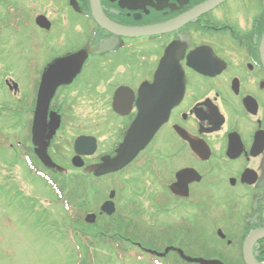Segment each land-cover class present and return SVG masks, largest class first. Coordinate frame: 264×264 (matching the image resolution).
Instances as JSON below:
<instances>
[{
  "label": "flooded vegetation",
  "instance_id": "1",
  "mask_svg": "<svg viewBox=\"0 0 264 264\" xmlns=\"http://www.w3.org/2000/svg\"><path fill=\"white\" fill-rule=\"evenodd\" d=\"M65 1L67 12L79 19L73 29H84L79 41L62 53L50 48V37L42 36L41 46L33 44L47 57L39 61L24 55V66L38 74L30 91L13 77L4 78L12 97L8 110L23 119L21 128L11 132L23 152L19 156L43 165L48 154L72 166L76 140L92 137L95 154H88L91 140L79 151L87 154L84 167L99 166L105 156H116L137 118L143 119L145 132L163 95L177 96L180 84L183 98L151 142L123 171L101 179L116 177L119 183L123 176L124 194H133L131 189L153 194L151 202L160 213L190 204L201 224L185 228L180 238L172 224L159 227V242L195 246L194 253L205 247L212 251L199 255L205 259L245 264L250 241L251 256L264 264V0H225L192 19L188 17L209 0H100L115 27L182 22L167 33L140 37L101 29L92 17L91 0ZM32 20L37 32H53L51 17L39 13ZM118 61L126 72L114 82L108 67ZM105 71H111L108 78ZM95 73L111 89V132L103 133L104 142L97 134H75L81 129L75 118L78 97L72 98L71 90L91 85ZM179 73L184 77L178 78ZM49 78L54 90L45 82ZM65 130L70 136L62 135ZM127 197L129 207L133 199Z\"/></svg>",
  "mask_w": 264,
  "mask_h": 264
},
{
  "label": "rangeland",
  "instance_id": "2",
  "mask_svg": "<svg viewBox=\"0 0 264 264\" xmlns=\"http://www.w3.org/2000/svg\"><path fill=\"white\" fill-rule=\"evenodd\" d=\"M65 2V0H0V130L6 136L18 131L23 125V119L18 120L8 110L12 97L4 84V78L13 77L24 85L26 91H30V81L34 83L38 79V74L24 66L26 59L24 55L39 61H43L44 56L47 57L41 49L35 47L34 50L33 44L40 42L37 46H41V37L44 36L43 39L50 37V48L62 53L79 41L80 32L84 30L80 31L79 27L73 29L78 25H73L74 20L78 22L79 19L73 17L70 10L67 12ZM39 13L55 20L54 30L49 36L37 32L32 18L33 14ZM65 17H68V25L64 24ZM82 25L85 26V23L82 22ZM119 63V61L111 62L108 67L113 71L116 68L115 72L112 71L114 82L115 78L126 72L125 66ZM110 73L111 71H105L107 78ZM99 79L100 77L95 73L92 84L75 86L71 90V97L73 98L74 95L78 97L75 118L81 131L75 134H97L104 142L103 133L111 132L107 127L112 121L108 111L111 89ZM62 135L70 136L68 130ZM2 143L3 146L0 145V264H91L86 260L87 257L84 258L86 252L81 243L84 241L81 235L90 231L95 234L97 228L85 230L84 227H74L70 223L69 211L64 210L57 202L47 183L28 173L24 164L17 159L16 152L12 153L8 149L9 143L6 139L3 138ZM56 160H50L49 164L53 165L58 175L69 177L79 174V171L70 164ZM82 173L88 172L85 170ZM120 179H124L123 176ZM105 189L106 193L102 191L100 194L89 196L87 201L90 204L89 209L97 207L108 198L110 188L106 186ZM131 191L133 194L130 195L122 192L119 198L126 195L132 197V204L135 206L130 211L139 210L144 217H135L138 218L140 225L145 224L152 229L167 228L181 221L185 223L187 217L191 220L194 218L193 208L188 203L178 204L174 211L160 213L151 202L153 194H137L134 193V189ZM129 197L127 199L130 200ZM122 199L124 198L121 197ZM124 203L120 206L121 210L127 208ZM82 205L87 206L85 201ZM70 213L73 214V211ZM148 234L150 236L151 233L143 231L141 237L145 239ZM147 241L150 242V239L148 238ZM149 242H145V245ZM160 244L163 250L167 248L163 243ZM181 248L183 252H187L184 255H191L195 250V246L183 244ZM158 249V246L153 248L154 251ZM135 251L136 249L133 250ZM92 254L95 260L93 264H149L146 262L148 257L143 261L128 257L119 259L111 248L101 247ZM169 259H172V256Z\"/></svg>",
  "mask_w": 264,
  "mask_h": 264
},
{
  "label": "water",
  "instance_id": "3",
  "mask_svg": "<svg viewBox=\"0 0 264 264\" xmlns=\"http://www.w3.org/2000/svg\"><path fill=\"white\" fill-rule=\"evenodd\" d=\"M215 1V3H217V2H219V1H222V0H211V3L210 4H207V5H205L204 6V8H206V7H208V8H210V7H212L213 5H214V3H212V2H214ZM174 25V23H171V24H168V25H165V26H163V27H156V28H154L152 31L153 32H155V33H163V32H165V31H167V29H169L171 26H173ZM135 134L137 135V131L135 132ZM131 137H132V134H131ZM137 149L134 151V153H137V151H139L140 150V148L138 147V145H137V147H136ZM133 151V150H132ZM129 151H123V147H122V150H120L119 151V156L115 159V161L113 162V165H110V166H108V167H102L100 170H99V174H106V173H108V172H115V171H118V170H120V169H122L124 166H126L129 162H130V160L132 159V157H133V155L131 156V157H129V153H128ZM110 204H108L107 206H106V208L109 206ZM105 208V209H106Z\"/></svg>",
  "mask_w": 264,
  "mask_h": 264
}]
</instances>
